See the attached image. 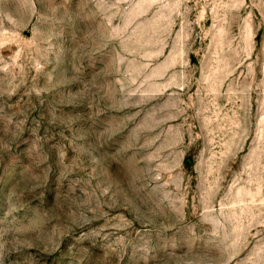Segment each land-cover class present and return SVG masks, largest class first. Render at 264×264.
<instances>
[{
  "label": "rangeland",
  "instance_id": "obj_1",
  "mask_svg": "<svg viewBox=\"0 0 264 264\" xmlns=\"http://www.w3.org/2000/svg\"><path fill=\"white\" fill-rule=\"evenodd\" d=\"M0 264H264V0H0Z\"/></svg>",
  "mask_w": 264,
  "mask_h": 264
}]
</instances>
